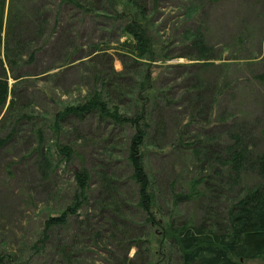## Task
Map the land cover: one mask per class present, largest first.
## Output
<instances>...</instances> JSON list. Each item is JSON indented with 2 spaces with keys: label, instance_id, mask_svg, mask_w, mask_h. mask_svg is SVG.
<instances>
[{
  "label": "rangeland",
  "instance_id": "374dc122",
  "mask_svg": "<svg viewBox=\"0 0 264 264\" xmlns=\"http://www.w3.org/2000/svg\"><path fill=\"white\" fill-rule=\"evenodd\" d=\"M73 1L80 8L68 0H6L0 79H7L12 92L0 113V140L12 138L0 147V250L21 252L20 257L27 256L36 242L43 219L57 215L71 201V171L80 164L79 158L68 169L60 166L56 174L45 176L33 153L38 146L35 131L44 117L83 100L99 86L106 84L105 95L114 107L138 108L133 102L135 93L141 91L140 83L148 75L150 89L160 98L152 112L159 122L153 139L158 146L155 152L160 153L153 155L150 166L167 200L191 174L199 172L194 150L176 143L180 132L209 140L214 146L211 158L218 155L213 151L222 152L217 144H229L230 135L240 129L253 151L244 175L251 186L259 180L254 161L264 159V86L254 81L263 69L264 0H113L119 16L126 17L132 3L143 8L153 59H140L123 50L124 42L133 40L122 30L128 17L119 22L108 19L112 16L108 1ZM189 92L195 95L188 96ZM160 93L168 96L165 99ZM27 116L30 121L24 120ZM98 124L95 116L89 117L79 129L83 135L70 132L67 138L92 172L87 209L91 217L84 225L85 218L80 217L67 230H56L48 256L35 264L55 258L60 264H116L122 257L137 256V249L129 247L117 231L124 228L114 227L117 220L109 211L120 198H131L132 190L116 191L108 210L93 207L104 170L123 172L119 160L124 138L113 136L115 130L109 125ZM44 138L50 144L51 133L45 131ZM227 184L222 182L218 198L210 192L199 203L183 205L182 216L200 217L208 210L225 214L241 189L234 185L230 190ZM125 211L130 215V209L124 207ZM126 232L138 237L133 230ZM96 234L100 241L93 239ZM69 242L74 245L72 254L79 258L68 263L55 250ZM154 243L152 252L140 254L134 263L153 260L161 264L159 256L154 257Z\"/></svg>",
  "mask_w": 264,
  "mask_h": 264
},
{
  "label": "trees",
  "instance_id": "16d2710c",
  "mask_svg": "<svg viewBox=\"0 0 264 264\" xmlns=\"http://www.w3.org/2000/svg\"><path fill=\"white\" fill-rule=\"evenodd\" d=\"M105 1H108V10L112 15L106 16L108 19L119 22L126 21L128 17V22L122 27L123 34L133 39L126 40L123 44L127 55L153 59L154 48L148 35V20L141 13L143 8L132 3L130 13L127 12L129 14L126 17L124 14L119 16L113 0ZM68 2L79 7L73 0ZM5 12L6 0H0V32L3 31ZM199 36L202 38V35ZM9 63L11 68L15 67L14 62ZM148 81L146 74L145 81L140 83L141 91L135 93L133 102L138 108L126 110L114 107L113 102L105 95V84L95 88L83 100L59 107L52 116L41 120L43 124L35 131L38 146L33 153L37 155V163L41 164L40 168L45 176L56 174L60 166L68 169L80 158V164L71 171L74 180L72 199L57 215H47L43 219L38 238L30 246L27 256L20 257L21 252H9L4 248L0 250V264H35L38 258L48 256V244L56 230H67L69 224L78 221L80 217L85 218L81 225L90 219L87 209L91 206L92 172L85 165V158L78 155V150L67 138L70 132L83 135L79 132L80 126L87 118L93 116L97 118L99 127L109 125L115 130L113 136L124 138V141H121L119 160L123 172H111L108 168L104 170L99 186L100 196L95 199L93 207L100 205L108 210L111 206L109 201L116 191L119 192L125 187L132 190L131 198H120L117 204H112L109 211L111 217L117 220L113 224L114 227L118 229V225H121L124 228L117 231L122 233L123 239H127L129 247L137 249V256L152 252V243L156 241L154 257L156 259L159 256L161 264L264 262V159L254 161L259 180L258 183L254 181L255 185L251 186L252 183H248V178L244 175L253 151L240 129L230 135L229 144H217L221 145L222 152L213 151L218 155L211 158L208 155L214 146L209 140L190 138L180 132L176 143L179 147L194 150L198 156L199 172L191 174L179 192L174 191L169 200L165 199L163 188L158 186L150 166L153 155L160 153L155 152L158 146L153 139V131L159 127L153 113L160 98L155 89H150L152 84ZM254 81L259 86H264V59L263 69L254 76ZM11 92L7 79H0V113L6 107ZM160 95L165 99L168 96L164 93ZM187 95H195V92H189ZM14 105L11 100L9 108L12 110ZM24 120L30 121L31 118L27 116ZM45 131L51 133L50 144H47L49 140L44 138ZM11 138L12 135L9 139L0 140V147H4ZM171 147L174 149L175 146ZM111 151L117 152V148H112ZM225 181L229 183L227 185L230 190L234 185L241 188L237 197L225 208V214L220 215L208 210L200 217L182 216L183 205L199 203L210 192L215 193L216 198L220 197L223 192L222 182ZM124 207L130 209V215H126L129 212H122ZM128 229L133 230L138 237H130L126 232ZM145 236L148 238L144 239ZM93 239L100 241V236L96 234ZM70 243L60 244L56 248L55 253L61 261L69 263L71 259L79 258L78 254H72L74 245ZM150 254L152 256V253ZM136 257H122L116 264H136L133 260ZM45 264L60 262L55 258L47 260ZM144 264L155 263L153 260H145Z\"/></svg>",
  "mask_w": 264,
  "mask_h": 264
}]
</instances>
